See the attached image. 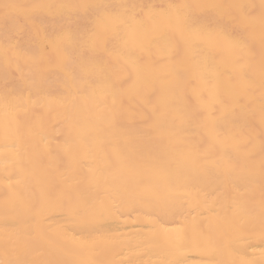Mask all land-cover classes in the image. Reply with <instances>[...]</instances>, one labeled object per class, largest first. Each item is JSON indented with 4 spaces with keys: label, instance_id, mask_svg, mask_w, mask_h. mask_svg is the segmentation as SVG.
Returning <instances> with one entry per match:
<instances>
[{
    "label": "bare ground",
    "instance_id": "6f19581e",
    "mask_svg": "<svg viewBox=\"0 0 264 264\" xmlns=\"http://www.w3.org/2000/svg\"><path fill=\"white\" fill-rule=\"evenodd\" d=\"M0 264H264V0H0Z\"/></svg>",
    "mask_w": 264,
    "mask_h": 264
},
{
    "label": "snow or ice",
    "instance_id": "6c2138e0",
    "mask_svg": "<svg viewBox=\"0 0 264 264\" xmlns=\"http://www.w3.org/2000/svg\"><path fill=\"white\" fill-rule=\"evenodd\" d=\"M3 9H4V18L5 20H8L11 17H14L15 15L20 14L21 12H24L25 6L15 4V3H5L3 4ZM46 7H52L50 5H35L33 8L35 9H42ZM87 8L88 6H82ZM184 7H192V6H184ZM197 7H203V6H197Z\"/></svg>",
    "mask_w": 264,
    "mask_h": 264
}]
</instances>
